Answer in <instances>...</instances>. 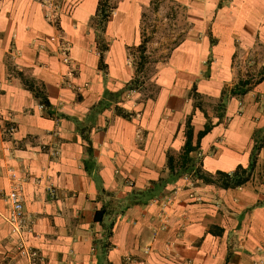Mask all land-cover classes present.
<instances>
[{"label":"crops","instance_id":"1","mask_svg":"<svg viewBox=\"0 0 264 264\" xmlns=\"http://www.w3.org/2000/svg\"><path fill=\"white\" fill-rule=\"evenodd\" d=\"M102 1L105 21L100 0H0V264H264V75L243 83L264 0H175L182 34L143 82L151 0ZM188 122L191 171L212 182L170 175ZM252 156L247 181L220 185ZM9 168L20 231L6 220ZM165 194L162 221L152 199Z\"/></svg>","mask_w":264,"mask_h":264},{"label":"rangeland","instance_id":"2","mask_svg":"<svg viewBox=\"0 0 264 264\" xmlns=\"http://www.w3.org/2000/svg\"><path fill=\"white\" fill-rule=\"evenodd\" d=\"M178 4L175 0H151L150 10L143 18L142 38L137 49L139 51L138 80L141 82L154 71L153 62L166 57L179 41L182 34L180 29L184 21L182 8ZM148 41L151 45H147ZM251 60L255 61L254 66L243 83H251L264 75V48L257 50V53L251 56ZM257 62H260L258 66Z\"/></svg>","mask_w":264,"mask_h":264},{"label":"trees","instance_id":"3","mask_svg":"<svg viewBox=\"0 0 264 264\" xmlns=\"http://www.w3.org/2000/svg\"><path fill=\"white\" fill-rule=\"evenodd\" d=\"M106 2L100 0L99 2V13H100V20L105 21L107 18L108 13L106 12L105 6ZM241 85V83H240ZM27 86L34 91L35 95L40 98V102L43 106H47L48 100L43 92L38 87H35L31 85V83L27 84ZM209 130V126L206 125L203 130H201L198 134V138L202 137L207 131ZM192 138V128L191 125H189V122L187 124V131H186V141L184 143V147L182 149V153L178 156V158H174L172 155H168L167 157V167L169 169L171 177H178L182 174H190L195 178V175L197 177H200L204 182H212V178L210 176H203L199 175L198 170H195L194 173H192V162L189 156V153L196 149V145L192 144L191 141ZM254 166V156H252V159L247 167L243 168L242 166H238L235 170L232 172H217L216 175L219 178L220 185L222 187H236L241 184H243L245 181L248 180L250 176V172L252 171ZM185 172V173H184ZM99 212L95 213V218H99Z\"/></svg>","mask_w":264,"mask_h":264},{"label":"built area","instance_id":"4","mask_svg":"<svg viewBox=\"0 0 264 264\" xmlns=\"http://www.w3.org/2000/svg\"><path fill=\"white\" fill-rule=\"evenodd\" d=\"M41 1V0H40ZM45 3L49 6H53L51 0H44ZM49 17L50 15L47 14ZM63 61L67 62V56L65 52H63ZM40 107H43V105H40ZM8 174V180H9V188L7 192H5V201L7 203V213H6V220L7 222L12 226L13 229L16 231H20L25 226V217H24V211H23V196H22V179L17 176L16 172L9 168L7 170ZM185 178L188 182L189 186H193V180L190 178V174H185ZM154 202L158 203L161 207V213L160 218L162 221L165 220L166 217V209L167 206L174 201V197L171 194H165L163 196H156L152 199ZM161 228H165L164 222L161 225ZM19 248L24 251V253L31 258L37 257L36 251L25 248L24 244L20 242ZM148 251V248H146V252Z\"/></svg>","mask_w":264,"mask_h":264}]
</instances>
